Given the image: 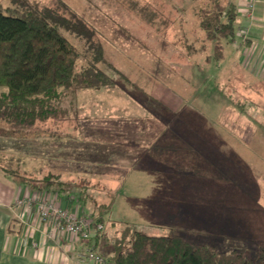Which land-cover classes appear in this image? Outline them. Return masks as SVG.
<instances>
[{
	"label": "trees",
	"instance_id": "16d2710c",
	"mask_svg": "<svg viewBox=\"0 0 264 264\" xmlns=\"http://www.w3.org/2000/svg\"><path fill=\"white\" fill-rule=\"evenodd\" d=\"M13 2L18 7L0 3V171L33 192H49L71 203L78 201L82 207L90 204L92 221L105 228L112 201L107 206L98 204V196L89 188L65 182L63 173L41 161L49 156L59 159L65 147L61 144L51 150V146L64 137L83 144L94 142L84 127L92 120L110 119V97L119 111L129 114L128 120L160 121L169 128L170 122L165 121L175 120L174 111L155 90L174 88L179 76L180 66L170 62L178 45L167 40L173 22L164 17L160 5V28L155 27L153 36L136 46L144 59L139 65L126 56L123 46L132 40L138 45L140 39L108 13L111 2L120 0H82L78 8L66 0ZM137 8L135 4L133 9ZM143 12L141 16L156 26L158 11L147 6ZM238 17V6L231 0H212L211 7L200 14L204 40L215 48L207 64L225 60L226 47L238 38ZM75 41L84 44V54ZM181 45L186 51L181 56L187 60L208 49ZM81 60L86 64H80ZM65 127L73 132H64ZM31 161L41 165L30 171ZM117 161L109 172L120 180L124 174ZM108 175L104 174L105 179ZM108 236L105 230L94 236V242L103 241L100 251L108 264H264V250L256 259L237 250L222 253L215 245L188 242L179 235L150 236L137 226Z\"/></svg>",
	"mask_w": 264,
	"mask_h": 264
},
{
	"label": "rangeland",
	"instance_id": "374dc122",
	"mask_svg": "<svg viewBox=\"0 0 264 264\" xmlns=\"http://www.w3.org/2000/svg\"><path fill=\"white\" fill-rule=\"evenodd\" d=\"M66 1L73 8H78L82 0ZM0 3L5 6L18 7L13 0H0ZM111 4L113 8L108 10L111 19L128 30L132 34L131 36L140 39L138 45H136L137 43L134 45L132 40L123 46L126 56L139 65L144 59L141 58V53L136 46L141 47L142 40L147 42L153 36L152 32L155 31V27L160 28V5L164 10V17L173 22L168 31L167 40L177 44L178 50L171 57L170 62L180 66V72L176 77L174 88L159 86L155 90V95L174 111L175 120L165 121L170 122L168 129L160 124V121L145 120L142 123H134V121L128 120L129 114L122 110L119 111L120 108L115 98L110 97L108 98L110 114L107 112L110 119L105 120L104 123L92 120V123H86L84 127V130L88 131L86 134L93 136L94 142L83 144L78 140L71 141L64 137L61 143H54L51 146V150L59 149L61 144L65 147L61 151L59 159L49 156L46 159L41 158L42 161H39L45 166L47 164L50 170L63 173L65 182H74L77 186L84 185L89 188L93 195L98 196V204L107 206L112 201L113 206L106 218L108 226L105 230L112 238L127 226H137L150 236H184L188 242L215 245L222 253L237 250L249 254L255 259L258 258L261 250H264L263 185L257 186L261 187L260 194H254L258 197L260 195L259 205L251 210L244 209V205H247L244 203L245 200L235 199L241 194H233L232 189L234 188H230L227 195L215 193L218 186H214L212 187L214 197H221V199L207 200L205 192L190 193L189 188L192 186V181L188 179L190 182H186L187 175L160 173L162 166L166 164L167 159H170L169 155L173 154L171 150H166V153L160 151L158 157L150 154L143 162L149 166L147 174L132 173V169L137 166L130 169L131 173H128L126 168L129 165H137L134 160L142 153L138 149L151 147L153 149L154 145L151 143L158 137L170 139L189 136L225 137L228 138V142L222 146L225 149L223 153L236 156V158L232 157L234 159L232 163L244 166L245 171L247 167H253L254 171H259L258 175L252 177V182L264 180V160L256 161L254 159V157L257 159V156L264 159V83L250 85L252 84L250 78L253 77V74L247 69L245 70L250 75L247 77L249 80L235 77L238 76L237 70L235 71L233 67L226 68L225 60L221 63H206L207 57L215 53V48L212 43H206L204 40L205 35L201 26L200 14L211 7L212 0H120L119 3L111 2ZM135 4L138 6L136 10L133 9ZM147 6L158 11L159 20L156 22V26L150 25L148 20L141 16L145 14L142 11ZM237 32L238 36L242 37L239 29ZM71 39L75 40L73 37ZM75 42L84 54V44L79 41ZM185 43L193 45L196 49H200L202 46H207L208 49L206 53L196 54L187 60L181 56L186 52L181 45ZM231 46L226 47V52L230 50ZM80 64H86V62L81 60ZM205 120L211 121L212 124L206 123L205 125ZM63 131L72 133L73 129L65 127ZM125 139L127 140L125 141ZM164 147H170V145L160 144V149H164ZM175 147L184 149L192 146L176 145ZM214 147L217 149L219 146ZM186 150L187 153H190L188 149ZM45 153L48 154V152ZM114 154L120 155L123 159L120 162L110 160ZM124 154L130 156L126 157ZM131 154L135 157H131ZM39 161L29 162L28 169L32 171V168L40 166ZM116 161L120 171L125 175L120 180L109 172L110 165ZM184 167V171H189L187 166ZM126 172L127 174H125ZM104 174H109L108 179H105ZM255 184H260V182H255ZM247 186L250 188L253 185L247 184ZM253 187L256 189L255 186ZM183 188L188 191L184 192ZM109 194L112 199L108 196ZM242 194H249V191ZM225 195H227V199ZM173 196H175L173 201L179 202H184L182 198L193 203L207 200L208 203L218 204V211L224 207L235 208L231 209L230 213L241 223L240 232L236 237L233 236L234 238L228 240L224 236L225 233H220V229H218L215 234L206 233L209 235L197 239L198 227L191 229L190 225H181L182 219L178 222L174 221V218L167 215V211L160 210V201L173 202L170 199ZM112 222L114 224H111ZM251 229L252 233H250Z\"/></svg>",
	"mask_w": 264,
	"mask_h": 264
},
{
	"label": "crops",
	"instance_id": "0c3cea01",
	"mask_svg": "<svg viewBox=\"0 0 264 264\" xmlns=\"http://www.w3.org/2000/svg\"><path fill=\"white\" fill-rule=\"evenodd\" d=\"M233 2L238 6L239 10L237 30L239 29L245 35L241 34L242 37L238 36L236 43L226 52L225 67H233L238 74L235 77L244 80H249L247 77H250L245 70L247 69L253 74V77L251 76L250 78L252 82L250 85L262 84L264 83V0H260L256 4L253 19L248 17L247 4L250 0H233ZM255 87L258 88L259 86ZM206 123L210 125L211 121L205 120V125ZM227 140L228 138L225 137L189 136L171 139L158 137L151 143L154 145L153 149L152 147L149 149L139 148L138 150L142 153L140 157L134 160L137 165H129L126 169L129 173L133 166H137L132 169V173L147 174L149 166L143 164V162L147 160L150 154L158 157L160 156V151L166 153V150H171L173 154L169 155L170 159H167L166 164L160 169V173H181L187 175L186 182H190L188 179L192 181V186L189 188L190 193L199 194L205 192L207 200L221 199V197H214V192L212 191L214 186H218L215 193L227 195L230 188H234L232 189L233 194H241L235 199L238 201L245 200L244 203L247 205H244V209L253 210L259 205L260 201V195L258 197L254 194H260L261 187L257 186H264V180L252 182V177L258 175L257 172L259 171H254L255 168L253 167H247L245 171L244 166H237L232 163L234 161L232 157L236 158V156L223 153L225 149L222 146L228 142ZM140 142L143 143L141 140ZM160 144H169L170 147L160 149ZM176 145H189L192 147L184 148V150L178 149V147H175ZM214 146L219 147L215 149ZM186 149L190 153H187ZM127 155L130 156L129 154ZM127 155L125 156L127 157ZM114 156L120 157L119 162L123 159L120 155L114 154ZM133 156L131 154V157ZM257 157V159L254 157L256 161L264 160L261 156ZM184 166H187L189 171H184ZM112 176L114 177V174ZM255 182H260V184H255ZM247 184H252L256 189L250 186V191ZM171 187L174 188L173 186ZM183 189L184 192L188 191L186 188ZM245 191H249V194H242ZM35 194L36 192H33L27 186H22L6 178L0 171V264H95L92 261L80 262L78 253L92 248L101 255L100 250L103 247V241L94 242L93 237L89 242H82L65 233L52 236L50 228L41 224L35 208L29 203V199L33 198ZM227 195H225L226 199ZM53 196L59 204L68 208L79 217L92 220L90 210L88 211L91 208L90 204L87 207H82L78 201L71 203L66 201L65 198ZM170 199L173 201L175 196L170 197ZM182 200L184 202L160 201V210L167 211V215L170 218H174V221L177 220L178 222V220L182 219L180 221L181 225H190L191 229L198 227L199 234H196L197 239L201 236L209 235L206 233L215 234L218 229H220V233H225L224 236L228 240L236 237L240 232L241 223L233 218L230 213V210L235 208L224 207L218 211L219 205L208 203L207 200L198 203L185 201V198H182ZM111 224L114 223L112 222ZM107 226L108 224L106 223L104 230H107ZM250 231L252 233L253 230L251 229ZM108 237L109 239L112 238L111 236ZM182 237L184 238V236ZM104 258L107 260L106 257Z\"/></svg>",
	"mask_w": 264,
	"mask_h": 264
},
{
	"label": "built area",
	"instance_id": "2783aa9c",
	"mask_svg": "<svg viewBox=\"0 0 264 264\" xmlns=\"http://www.w3.org/2000/svg\"><path fill=\"white\" fill-rule=\"evenodd\" d=\"M259 1L250 0L248 2L249 19L254 18L256 4ZM239 32L245 35L243 32ZM29 203L35 208L41 224L50 228L52 236L65 233L76 238L78 241L89 242L96 234H100L104 230L103 225H96L92 220L79 217L68 208L59 204L49 192H36L35 196L29 199ZM78 260L82 263L92 261L95 264H107L105 258L96 253L92 248L79 252Z\"/></svg>",
	"mask_w": 264,
	"mask_h": 264
}]
</instances>
